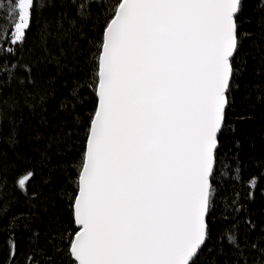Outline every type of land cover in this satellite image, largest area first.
<instances>
[{"label": "snow or ice", "instance_id": "1", "mask_svg": "<svg viewBox=\"0 0 264 264\" xmlns=\"http://www.w3.org/2000/svg\"><path fill=\"white\" fill-rule=\"evenodd\" d=\"M96 3L8 0L10 27L0 29V125L10 112L27 109L38 117L44 129L36 134L44 144L39 156L47 163L70 137L63 124L49 119L50 93L38 87L37 66L20 57L35 13L61 9L55 33L41 28L42 50L49 38L89 45L96 103L71 201L78 230L67 242L68 264H209V253L224 255L225 264H264V228L252 237L257 226L242 218L247 209L240 193L229 199L217 180L218 161L226 158L222 141L234 105L236 61L242 35H248L241 33L247 0H107L98 43L79 27ZM64 8H75L76 16L68 18ZM72 52L79 54L75 46ZM55 59L67 67L63 48ZM6 87L14 95L6 98ZM76 96L71 89L60 108H71ZM220 166L231 181L256 188L257 180H245L239 164ZM36 175L35 166H26L15 186L28 195ZM222 199L224 227L213 244L210 222ZM64 235L46 244L64 253ZM9 240L14 258V231ZM44 248H33L28 264H51Z\"/></svg>", "mask_w": 264, "mask_h": 264}, {"label": "trees", "instance_id": "2", "mask_svg": "<svg viewBox=\"0 0 264 264\" xmlns=\"http://www.w3.org/2000/svg\"><path fill=\"white\" fill-rule=\"evenodd\" d=\"M107 0H97L92 5V14L80 24V29L93 42L98 43L106 22ZM260 2V4H259ZM99 5V6H98ZM264 1L247 0V6L241 20L242 47L236 61L238 74L235 77L233 92L234 105L230 114L229 128L225 132L223 151L218 167L221 175L217 180L227 188L225 194L231 199L234 191L240 193V201L247 209L244 219H251L256 224L252 237L261 235L264 228ZM68 18L76 16L75 8H64ZM8 0H0V29L10 27ZM59 6L41 9L35 13L33 27L23 45L20 57L23 61L37 66L36 79L38 87L47 89L50 99L47 104L49 119L53 124H63L69 133L67 148L59 149L60 155H52L50 163L40 160L39 151L44 144L36 140L37 132H44L38 123L25 109L9 113L11 119L0 125V264H28L29 256L37 245H44V254L51 257V264H68L66 255L67 242L78 230L74 223V212L71 206L77 188L76 173L79 171L80 153L86 137V125L95 107V85L93 83L91 53L89 45L83 39L72 43L67 40L57 41L49 38L47 51L39 46L41 28L55 33ZM67 27V24H65ZM77 48L78 55L73 54L72 47ZM64 49L68 60L67 67L58 66L55 57ZM71 69V71H69ZM77 90L71 108H60L61 101L71 89ZM15 89L6 87L5 97L14 95ZM71 112L73 115H68ZM15 120L13 124L12 120ZM234 129V130H233ZM14 137V141L13 138ZM67 156L68 159L60 162ZM238 158V159H237ZM221 163L239 164L245 180L255 178L256 188L235 183L225 174ZM35 166L37 175L34 184L25 195L15 186V178L26 166ZM58 165V167H57ZM36 193L38 199L32 197ZM252 199H245L247 195ZM54 206V207H53ZM224 200L212 217L210 227L213 241L224 227L221 212ZM15 232L17 255L9 254V237ZM60 234L63 243L59 244L64 253L54 250L48 241L56 243ZM228 248V245H225ZM252 251L250 256H256ZM228 260L233 259L228 255ZM264 258V257H262ZM209 264H225L224 255H206Z\"/></svg>", "mask_w": 264, "mask_h": 264}, {"label": "bare ground", "instance_id": "3", "mask_svg": "<svg viewBox=\"0 0 264 264\" xmlns=\"http://www.w3.org/2000/svg\"><path fill=\"white\" fill-rule=\"evenodd\" d=\"M259 1H260V0H259ZM263 1H264V0H261L262 3H263ZM259 4H260V2H259ZM76 227H77V229H78V226H77V225H76Z\"/></svg>", "mask_w": 264, "mask_h": 264}]
</instances>
